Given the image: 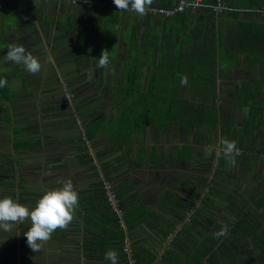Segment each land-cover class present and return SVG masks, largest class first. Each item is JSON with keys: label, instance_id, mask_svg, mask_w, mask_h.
Instances as JSON below:
<instances>
[{"label": "crops", "instance_id": "obj_1", "mask_svg": "<svg viewBox=\"0 0 264 264\" xmlns=\"http://www.w3.org/2000/svg\"><path fill=\"white\" fill-rule=\"evenodd\" d=\"M220 1L234 14H152L172 9L177 0H153L144 16L120 11L113 0H0V77L12 88H49L42 78L63 70V59L78 56L77 62L83 59L92 66L107 49L118 73L116 88L108 90L110 99L126 86L129 56L143 41L139 35L145 27L155 34L146 39L153 45L149 57L136 62L140 92L149 98L148 104L139 103L151 108L144 118L134 104L139 118L129 121L124 111L132 106L120 96L119 106L108 100L96 119L74 117L73 133L63 127L66 122L57 128L44 120L43 131L38 128L40 133L34 135L36 128L28 121L21 138H7L8 151L19 140H38L37 149L41 147L39 152H33L34 147L13 149L14 180L3 198L31 210L47 191L71 180L78 206L69 226L57 229L38 252L28 247L24 235L30 219L13 224L11 231L0 228V264H111L104 257L108 250L118 253L119 264H264V0ZM111 31L113 37L106 35ZM12 45L26 47L38 58L41 71L32 74L9 61L6 54ZM256 54L261 64L252 57ZM206 60L215 61L213 88L217 82L221 88H236L230 103H218L222 97L216 90L214 96H201L200 89H192L206 86L191 80L195 70L190 61L198 63L199 77L206 72ZM28 75L40 79L22 81ZM236 76L241 81L230 84ZM162 88L166 98L158 95ZM172 88H178L177 99ZM171 103L184 104L182 116L173 120L167 114L173 110ZM57 109L50 105L40 111ZM213 111L216 124L207 119V112ZM41 118L36 122L42 127ZM99 119L103 125L94 124ZM84 133L91 135L89 140ZM224 140L234 141L239 150L234 163L224 156ZM59 150L70 153L69 160L61 158ZM103 179H109L118 194L120 226L104 197ZM247 212L256 230L237 242V225ZM225 225L228 234L217 238L214 233Z\"/></svg>", "mask_w": 264, "mask_h": 264}, {"label": "flooded vegetation", "instance_id": "obj_2", "mask_svg": "<svg viewBox=\"0 0 264 264\" xmlns=\"http://www.w3.org/2000/svg\"><path fill=\"white\" fill-rule=\"evenodd\" d=\"M75 4L76 2L73 3V5ZM138 56H140V53H138ZM76 57L78 56L72 57L68 61L63 59L60 63V67L63 70H59V73L53 71L50 75L42 78L44 82H48L49 88L46 86V88L43 86H39L38 88H12L9 85L4 86L10 89L9 97L11 99L6 101L0 98V199H3L5 195H9V186L14 180L11 167V165H13L11 154L14 152V143L12 142L11 148L8 151L7 148H9V145L7 138L10 136L13 138L15 136L21 138L20 133L26 126V122L23 121V119L27 116L26 112H28L29 109L32 110V108L39 107L38 112L32 113V118L35 119L36 117H42L43 112L40 110L45 109L47 106H58L65 118L66 114L67 116L70 115L71 119L68 120L69 123L66 121V126L63 127H65V129H71L70 131L72 133L74 132L75 122L73 117L78 118V116H80L89 121L92 116L96 119V115H98L99 112L101 113L107 109L109 100L108 90L109 88H116L115 85L118 84L117 68H115L113 63H109L107 68H99L95 63H92V66H90L87 62L83 61V59H78L79 62H77ZM68 66L72 69L67 70ZM77 71L80 72V75H77ZM66 75L70 77L66 78ZM4 78L5 77H0V79ZM30 79L36 80L38 76L28 75L23 77L22 81L27 82ZM239 80L241 81V77L230 84H236L240 82ZM111 81L113 84H110ZM196 88H203V86ZM235 89L236 88H231L229 85L221 88L220 83L217 82L215 90L218 92L219 96L222 97L221 100H218V103H228L230 98L234 96ZM185 92H187V88H185ZM198 94L201 96L203 94L206 95L202 90L199 91ZM63 116H55L53 118H57L56 122H54L55 119H52L50 122L56 123L55 125L58 126L57 128H61L63 125L61 123H65L63 121ZM19 121H21L19 124L22 125L17 124ZM10 124L11 128L9 127ZM16 126H19L20 131L15 134L13 130L17 129ZM7 130L10 131L8 132ZM32 133L36 135L40 133V131L36 128ZM40 147H38V149L34 147L33 152H39ZM37 160L38 158L33 159L35 162ZM39 163H41L40 160ZM206 194H209V190L206 191Z\"/></svg>", "mask_w": 264, "mask_h": 264}, {"label": "clouds", "instance_id": "obj_3", "mask_svg": "<svg viewBox=\"0 0 264 264\" xmlns=\"http://www.w3.org/2000/svg\"><path fill=\"white\" fill-rule=\"evenodd\" d=\"M116 8L120 11H134L140 16H144L149 11L147 6L153 3V0H113ZM6 58L18 65L36 74L41 71V63L26 47L12 45L9 47ZM109 51L102 50L98 59L97 67L107 68L109 66ZM182 84L186 83L182 79ZM7 84V79H0V87ZM223 153L225 158L234 163L233 155L238 153L235 142L224 140ZM78 206V194L74 190L71 180L63 182V187L47 191L36 203L33 209L14 201L10 197L0 199V228L4 231H11L12 225L23 223L30 219L31 227L24 233L27 239V245L33 252L41 250L43 245L50 240L52 234L57 229H66L73 221L74 212ZM228 227L225 225L214 235L219 238L228 234ZM104 257L111 264H119L118 253L114 250L105 252Z\"/></svg>", "mask_w": 264, "mask_h": 264}, {"label": "trees", "instance_id": "obj_4", "mask_svg": "<svg viewBox=\"0 0 264 264\" xmlns=\"http://www.w3.org/2000/svg\"><path fill=\"white\" fill-rule=\"evenodd\" d=\"M204 1L207 2V0H204ZM209 4H212V3H209ZM206 12H209V11H206ZM195 13H197V15L204 16V14H201L199 12H195ZM226 14H234V13H226ZM184 15H186V13H184V14H176V16H179V17H182ZM210 15L214 16L212 13H210ZM220 17H222V16H220ZM137 36L135 35L136 38H138L139 36L142 37L143 41H142L140 46H138L137 48H134V51H131V54L129 56L130 61H131V73L128 74L126 76V78H125V83L124 84H126V86L124 88H119V89H117L115 91V95L118 94V98L120 96H122V97L126 96L127 97V99H126L127 101L126 102H130V105L132 106L130 111H124L123 110L126 114H128L130 116L131 120L129 119V121H134V120H137L139 118L137 116V114L133 110L134 104L137 105V107H139L141 109V111H142L141 115H142L143 118H144V115H147V113L151 111L150 107H147V108L142 107V103L143 102H146L148 104L147 100L149 98H148V96L146 98H144L143 97L144 95H142L141 92H140L139 84H140L141 76L137 73L139 71H138V68L136 66V65H138L136 62H137L138 59H146L147 57H149V53L152 51L153 45L150 46L147 43L146 39H148L150 37H155V34L151 35L150 30L148 28L146 29V27H145L144 32L141 35H139L138 37ZM136 45H138V44H136ZM138 53H140V56H138ZM197 64L198 63L196 61H190L191 67L194 68L193 70H195V72H193V74L191 73V80L192 81H199V82H201V84H204L206 86V92H207L206 94L208 96H210V95L214 96L215 88H213V87H214L215 82L217 80V77H216V74H215V61L214 60H211V61H207L206 60V62H205V65H206L205 71L206 72H205L204 75H201L199 77L197 76V70H198ZM201 66H202V64H200V68H201ZM174 79H175V83H179L180 77H175ZM163 80H165V79H163ZM150 85H152V84L150 83ZM177 89L178 88H172V90L174 91L173 94L175 96V99H177V94H176ZM192 89L195 91L196 88H192ZM165 90H166V88H162V91L160 90L158 92V95L159 96H164V98H166L167 92ZM151 91H149L148 93H151ZM9 93H10V89L9 88L0 87V98L4 99L6 101L10 100L11 98L9 97ZM151 95L153 97L154 93L152 92ZM110 99L112 100L113 98L111 97ZM158 99H161V98H158ZM115 101H114V104L119 106L118 100L116 102ZM140 101L142 102L141 104L139 103ZM175 105H176V103H171V108H173V110H168L167 111V114H169V119H171V120L175 119L177 116H179V117L182 116V112H183L182 111V107H183L184 104L183 103L181 104L182 107L180 105L175 107ZM122 109H123V106H122ZM215 113H216L215 111H213L211 114H210V112H207V119L208 120L211 119V121H213L216 124L217 123V120H216L217 117H216ZM142 120H144V119H142ZM16 127H17V129L13 130L15 134L18 133V131H20L19 126H16ZM83 135L85 137L84 136H82V137L86 138L87 140L90 139L89 136H91V135H89L88 133H84ZM39 144H40V141H38V140L37 141H25V142H20V140H19V141H16L14 143L13 149L14 150H18V149H22V147L23 148H26V147L33 148V147L39 146ZM105 180L109 181V179H105ZM114 191L116 193L115 189H114ZM103 194H104V191H103ZM116 196H117V199H118V209L122 212L121 207H120L119 197H118L117 193H116ZM104 197H105V194H104ZM208 197H210L209 194H206L205 198H204L206 203L208 202ZM105 199H107V198H105ZM113 213L116 215L117 225L120 226V218H121V216L119 217L117 215V213H115V212H113ZM248 217H249V213L247 212V214H245V216H244V219L241 222H239V224L237 225V228L239 230L238 235H235V239L237 240V242L238 241L240 242V240H241V238L243 236H245V235H247L249 233L252 234L256 230L255 226L252 224L253 223L252 219H248V220L246 219Z\"/></svg>", "mask_w": 264, "mask_h": 264}, {"label": "built area", "instance_id": "obj_5", "mask_svg": "<svg viewBox=\"0 0 264 264\" xmlns=\"http://www.w3.org/2000/svg\"><path fill=\"white\" fill-rule=\"evenodd\" d=\"M74 3V2H73ZM130 12H134L129 10ZM209 11L215 17H220L226 13H231L234 9L225 5L222 1L217 0L212 4L205 2L204 0H177L176 4L172 9L168 10H156L152 14H158L164 18L171 17L175 14H184L187 12H199L203 13ZM103 189L106 194L107 201L111 206L112 210L121 216V211L118 209V199L116 193L113 190V185L108 180H103Z\"/></svg>", "mask_w": 264, "mask_h": 264}, {"label": "rangeland", "instance_id": "obj_6", "mask_svg": "<svg viewBox=\"0 0 264 264\" xmlns=\"http://www.w3.org/2000/svg\"><path fill=\"white\" fill-rule=\"evenodd\" d=\"M113 31H115V30H113ZM113 31H111V33L109 34V33H106V35H110V37H113V36H111V35H113ZM3 46H0V49L2 48ZM115 49V46H113V50ZM113 52L114 51H112V54H111V56L112 57H115L114 56V54H113ZM254 59H256V61H257V63H259V64H261L262 62H259L260 61V57H257V54L256 55H254V56H252ZM261 57H264V56H261ZM221 63H223V64H225V63H227V65L229 66L231 63H229V62H221ZM247 63H252L251 62V60H249ZM236 78H238V76H236L235 77V80H238V79H236ZM240 81V80H239ZM110 84H113V82L111 81L110 82ZM202 90L205 94L207 93L206 92V88H196L195 89V91H198V90ZM244 92H245V90L243 89V91L242 92H240L239 91V95L240 96H243L244 95ZM234 95L236 96V93H234ZM111 97L113 98L112 99V102L114 103V101L116 100H118V94H116L115 95V93H113L112 95H111ZM115 99V100H114ZM115 101V102H116ZM111 102V103H112ZM64 108V107H63ZM116 111V110H115ZM65 112H66V110H65ZM32 113H33V111L32 110H28V112H26V114H27V116H25V118L23 119V121H25V122H33L32 123V125H31V128H40L41 130L43 129V127H44V120H45V122H50L48 119H50V120H52L53 119V117H55V116H63V114H62V111L60 110V108L59 109H57V111L56 112H54V113H48V114H43V116H42V118H41V122H42V127L40 126V123H38V122H36V121H38V117H36V120L34 119V118H32L33 117V115H32ZM35 117V116H34ZM64 117V116H63ZM74 118V117H73ZM71 119V117H70V115L69 116H67V114H66V118L64 117L63 118V121L64 122H68L69 123V121L68 120H70ZM102 121H103V119H99L96 123H94V124H100V125H103V123H102ZM21 121H19L17 124H19ZM19 125H22V124H19ZM34 125V126H33ZM10 128H11V124H10V126H9ZM8 127V128H9ZM48 127V126H47ZM47 130V132H50V128H46ZM39 130V129H38ZM8 131H10V130H8ZM43 131V130H42ZM65 147V146H64ZM62 148V147H61ZM66 149H67V147H65ZM59 153H60V157L61 158H65L66 160H69V158H70V153H66V150H59ZM219 159V158H218ZM216 160V166L219 164V160ZM215 166V167H216ZM15 167L16 166H14V169H15ZM16 170V169H15ZM17 170H19V169H17ZM18 172V171H17ZM104 180V179H103ZM111 182V181H110ZM112 183V182H111ZM113 185V184H112ZM114 188V187H113ZM114 190V189H113ZM103 191H104V189H103ZM115 192V191H114ZM104 194H105V191H104ZM105 198H106V194H105ZM107 200V199H106Z\"/></svg>", "mask_w": 264, "mask_h": 264}]
</instances>
